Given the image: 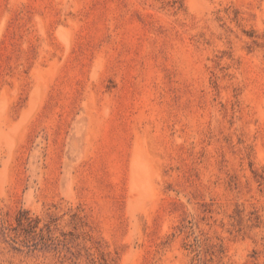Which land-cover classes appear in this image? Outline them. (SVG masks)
<instances>
[{"label": "rangeland", "instance_id": "374dc122", "mask_svg": "<svg viewBox=\"0 0 264 264\" xmlns=\"http://www.w3.org/2000/svg\"><path fill=\"white\" fill-rule=\"evenodd\" d=\"M0 264H264V0H0Z\"/></svg>", "mask_w": 264, "mask_h": 264}]
</instances>
